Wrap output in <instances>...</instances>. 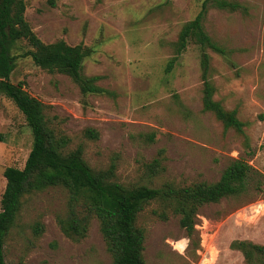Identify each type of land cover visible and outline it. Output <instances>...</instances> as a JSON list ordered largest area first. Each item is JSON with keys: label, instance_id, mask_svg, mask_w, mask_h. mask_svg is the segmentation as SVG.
<instances>
[{"label": "rangeland", "instance_id": "rangeland-1", "mask_svg": "<svg viewBox=\"0 0 264 264\" xmlns=\"http://www.w3.org/2000/svg\"><path fill=\"white\" fill-rule=\"evenodd\" d=\"M203 0H24V18L44 43L63 40L92 52L82 73L99 76L109 94L82 93L72 79L35 65L26 40L13 50L12 83H22L45 106L49 125L69 139L68 150L82 149L93 170L114 165L112 180L126 186L184 187L216 182L234 159L257 172L262 189H253L201 206L196 216L199 247L170 209L162 220L152 201L138 214L144 231L146 264H251L235 240L264 246V0H233L246 12L209 8L203 27L225 49L210 55L213 98L235 110L244 134L225 129L203 111L199 47L190 41L166 72L172 44ZM93 129L98 137L85 135ZM32 146L31 128L14 103L0 94V200L3 171L22 168ZM159 161L156 168L151 164ZM68 194L48 187L24 196L3 245L6 264H113L98 220L88 216L82 237L64 234ZM79 217L86 215L77 207ZM36 225L41 230L36 232ZM256 264H264L262 257Z\"/></svg>", "mask_w": 264, "mask_h": 264}, {"label": "trees", "instance_id": "trees-1", "mask_svg": "<svg viewBox=\"0 0 264 264\" xmlns=\"http://www.w3.org/2000/svg\"><path fill=\"white\" fill-rule=\"evenodd\" d=\"M209 8L246 12V7L237 1L203 0L195 17L182 25L172 44L173 56L165 70L169 72L188 43L194 42L200 50L203 111L212 113L225 129L244 134L245 123L238 118L236 111L226 110L213 98L215 88L210 80L211 65L207 50L223 56L226 52L203 27ZM24 10V0H0V94L14 103L32 133V146L24 166H9L3 171L5 188L0 200V264H6L3 253L5 237L14 225L24 196L32 191L48 187L65 189L68 194V216L59 221L64 234L72 238L84 236L88 216L92 215L99 222L113 264H146L142 255L144 231L136 221L138 214L150 202L160 203L162 209L152 212L162 220L167 219L166 210L170 209L178 217L179 226L191 245L198 248L195 225L201 206L247 191L251 180H254V190L262 189L261 181L256 178L258 172L243 159L232 160L216 182L202 181L184 187L169 183L161 187H126L112 180L114 165L111 164L106 170L91 169L82 157L81 147L68 150L69 139L49 125L44 113L46 106L25 91L22 83H12L10 75L15 67L13 50L17 42L24 39L31 49L20 56H29L35 65L69 76L82 93L109 94L107 89L98 85L99 76L82 73L83 60L91 54L92 49L81 44L69 45L63 40L42 42L25 20ZM85 135L91 139L98 137L93 129H86ZM158 165L159 161L155 160L150 168ZM78 206L84 209L86 215L79 217ZM35 230L39 232L41 226L36 225ZM231 246L240 250L248 263L256 264L264 257L262 245L235 240Z\"/></svg>", "mask_w": 264, "mask_h": 264}]
</instances>
